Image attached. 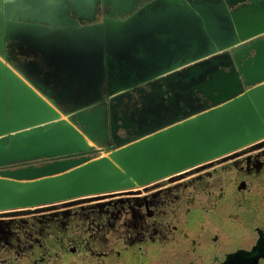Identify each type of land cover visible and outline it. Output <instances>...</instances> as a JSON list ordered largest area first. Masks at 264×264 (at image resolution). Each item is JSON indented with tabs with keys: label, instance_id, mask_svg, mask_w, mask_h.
<instances>
[{
	"label": "water",
	"instance_id": "water-1",
	"mask_svg": "<svg viewBox=\"0 0 264 264\" xmlns=\"http://www.w3.org/2000/svg\"><path fill=\"white\" fill-rule=\"evenodd\" d=\"M77 5L32 18L0 0L16 62L0 59V211L132 189L264 139V0ZM88 140L109 153L91 158Z\"/></svg>",
	"mask_w": 264,
	"mask_h": 264
},
{
	"label": "flooded vegetation",
	"instance_id": "flooded-vegetation-1",
	"mask_svg": "<svg viewBox=\"0 0 264 264\" xmlns=\"http://www.w3.org/2000/svg\"><path fill=\"white\" fill-rule=\"evenodd\" d=\"M0 264H264V139L132 189L0 211Z\"/></svg>",
	"mask_w": 264,
	"mask_h": 264
},
{
	"label": "bare ground",
	"instance_id": "bare-ground-1",
	"mask_svg": "<svg viewBox=\"0 0 264 264\" xmlns=\"http://www.w3.org/2000/svg\"><path fill=\"white\" fill-rule=\"evenodd\" d=\"M71 1L75 5L78 4L79 6H82L86 3V0ZM65 2L66 0H6V10L7 14L11 15L13 10L21 8V16L40 18L41 16L46 14L47 10H50L51 12L62 10V8H64ZM41 9H45L46 11H42ZM88 143L93 144L90 140H88ZM29 208H32V206H30Z\"/></svg>",
	"mask_w": 264,
	"mask_h": 264
},
{
	"label": "rangeland",
	"instance_id": "rangeland-1",
	"mask_svg": "<svg viewBox=\"0 0 264 264\" xmlns=\"http://www.w3.org/2000/svg\"><path fill=\"white\" fill-rule=\"evenodd\" d=\"M3 2L5 0H2ZM105 14V11H104V7L101 5V2L98 3L97 7H96V20L95 22H98V21H101L103 16ZM4 53V52H3ZM17 56V55H16ZM21 61H24V57H21L19 56L18 57ZM0 59L5 62L7 65H12V63H16L14 60H6L4 59L3 57V54L0 53ZM12 67V66H11ZM60 116L62 118H66V116L64 114H60ZM91 141V140H90ZM92 142V141H91ZM93 143V142H92ZM94 147L96 148V150L94 152H91L89 155L91 158H95V157H99V156H104V155H107L109 152L108 150L104 147V146H97L96 144H94ZM83 197H86V196H83ZM82 198V197H81ZM62 201H58V202H55V203H60ZM32 207H36V206H32ZM8 210H12V209H8ZM4 211V210H2Z\"/></svg>",
	"mask_w": 264,
	"mask_h": 264
}]
</instances>
